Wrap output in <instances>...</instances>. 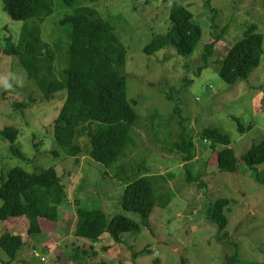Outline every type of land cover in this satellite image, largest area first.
Instances as JSON below:
<instances>
[{
	"label": "rangeland",
	"instance_id": "rangeland-1",
	"mask_svg": "<svg viewBox=\"0 0 264 264\" xmlns=\"http://www.w3.org/2000/svg\"><path fill=\"white\" fill-rule=\"evenodd\" d=\"M206 2L77 0L65 5L53 0V12L40 27L42 40L51 48L59 40L65 45L67 29L60 21L80 7L94 8L109 21L126 48L122 75L126 79L127 99L138 118L123 157L107 168L86 155L65 156L56 147L52 125L65 93L55 95L51 101L44 100L39 89L25 78L18 60L3 55L5 37H11L17 45L24 23L11 20L0 0V129L18 130L16 146L24 156L21 159L12 155L9 143L0 139V186L1 177L6 178L12 168L34 172L53 167L66 193L59 208L61 226L56 223L50 233L51 224L46 225L44 233L31 237L23 231L21 221L12 224L13 228H22L24 244L15 259L0 248V264H68L71 249L78 247L98 252L88 264H222L234 253L232 243L237 247L236 264H264V185L254 178L264 172V163L249 169L242 162L251 146L264 139V0H210L209 5ZM174 5L188 8L194 21L201 25L198 45L187 57L179 56L172 47L146 55L143 48L152 37L172 28L169 13ZM210 5L217 10L215 16ZM249 25L262 36L260 64L246 79L226 83L218 74L224 56L242 39ZM222 29L224 36L199 71L204 45L212 40L213 32L218 34ZM65 67L56 66L57 78ZM171 89L174 97L167 99L166 93ZM11 101L28 103L27 108L16 110ZM205 128L228 136L229 147L238 160L235 173L217 171L214 155L222 146L212 149L211 143L204 141L201 134ZM181 130L193 138L194 158L188 168L193 176H200L198 181L187 183L188 171L182 155L172 148ZM81 141L87 144L85 138ZM85 145L80 144L82 148ZM142 167L155 176V197L167 193L171 197L166 208L156 206L145 219L148 227L142 217L120 205L126 184L144 173ZM217 199L230 200L225 209L228 238L224 241L217 239V227L206 215ZM77 202L84 209L103 210L108 221L114 215L125 216L139 229L122 234L123 244L114 243L107 234L98 244L75 238L72 225ZM5 231V224L0 221V237Z\"/></svg>",
	"mask_w": 264,
	"mask_h": 264
},
{
	"label": "trees",
	"instance_id": "trees-1",
	"mask_svg": "<svg viewBox=\"0 0 264 264\" xmlns=\"http://www.w3.org/2000/svg\"><path fill=\"white\" fill-rule=\"evenodd\" d=\"M76 1L61 0L65 5ZM206 3L209 5L210 0ZM2 4L11 20L24 23L17 45L11 37H5L3 55L18 60L26 77L22 75L39 89L44 100L51 101L55 95L65 93L52 125L56 147L65 156L86 155L107 168L111 167L123 157L131 141L132 127L138 118L127 99L126 79L122 75L126 64V48L114 26L102 19L94 8H77L73 14L64 16L60 21V25L67 29L65 45L59 40L51 48L42 40L40 27L53 12V0H2ZM209 8L215 16L217 10L212 9L211 5ZM169 18L173 23L172 28L163 35L152 37L143 48L146 55L172 47L179 56L187 57L195 50L202 36V27L194 21L191 11L184 6L174 5ZM32 19L36 20L32 24L28 23ZM224 33L225 29L218 34L213 32L212 40L204 45L199 71L207 65L215 44ZM66 46L68 48L64 53ZM262 55V36L253 25H249L242 39L226 52L218 74L229 84L244 80L260 64ZM59 64L66 67L57 78L55 71ZM171 92L172 89L166 93L167 99H173ZM26 104L10 102L12 108L20 111L27 108ZM175 111L179 113L177 106ZM18 134V130L13 127L0 129V139L9 143L12 155L23 159V154L16 146ZM201 136L205 142L211 143L212 149L217 145L222 146L214 155L217 171L235 173L238 160L229 147L228 136L212 128L203 129ZM83 138L86 139V145L81 141ZM80 144H84L85 148ZM172 148L182 155L184 169L188 171L187 183L198 181L200 176H193L188 168L194 158L193 138L181 130ZM242 162L249 169L264 163V139L260 144L251 146L242 157ZM142 168L144 173L126 184L120 205L125 211L136 213L145 220L156 206L166 208L171 197L167 193L156 198L155 192L158 189L155 191L153 186L155 176L150 175L148 168ZM254 178L264 185V172H258ZM65 196V187L53 167L34 172H27L20 167L10 169L6 178L1 177L0 221L4 222L6 231L0 237V248L11 259L20 254L24 244L22 228L12 227L17 222L20 224V221L25 226L23 231L26 230V235L31 237L44 233L49 224L52 233L60 218L59 208ZM76 205L72 229L75 238L95 243L107 234L114 243L123 244L122 234L139 229L136 222L125 216L114 215L108 221L103 210L84 209L78 206V202ZM229 205V199H217L206 211L208 219L217 227L219 241L228 238L225 232L228 225L225 209ZM143 224L149 226L146 220ZM232 245L234 253L222 264L238 262L237 247L235 243ZM102 249L107 250L106 247ZM97 254L96 251L89 252L85 247L74 248L66 263L88 264L90 258ZM56 255L59 259L60 255ZM98 264L106 263L101 261Z\"/></svg>",
	"mask_w": 264,
	"mask_h": 264
},
{
	"label": "crops",
	"instance_id": "crops-1",
	"mask_svg": "<svg viewBox=\"0 0 264 264\" xmlns=\"http://www.w3.org/2000/svg\"><path fill=\"white\" fill-rule=\"evenodd\" d=\"M60 223H61V222H59V225H60ZM60 226H61V225H60ZM72 227H73V225H72ZM96 243L98 244L99 241H97ZM97 244H96V246H97ZM97 247H98V246H97ZM97 255H98V254H97ZM97 255H96V256H97ZM66 262H67V261H66ZM104 262H105V261H104ZM68 264H72V263H68Z\"/></svg>",
	"mask_w": 264,
	"mask_h": 264
},
{
	"label": "bare ground",
	"instance_id": "bare-ground-1",
	"mask_svg": "<svg viewBox=\"0 0 264 264\" xmlns=\"http://www.w3.org/2000/svg\"><path fill=\"white\" fill-rule=\"evenodd\" d=\"M35 255L38 257V254L37 253H35Z\"/></svg>",
	"mask_w": 264,
	"mask_h": 264
}]
</instances>
